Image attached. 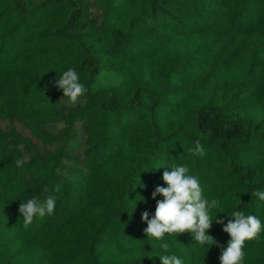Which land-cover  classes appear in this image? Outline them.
<instances>
[{"label": "trees", "instance_id": "obj_1", "mask_svg": "<svg viewBox=\"0 0 264 264\" xmlns=\"http://www.w3.org/2000/svg\"><path fill=\"white\" fill-rule=\"evenodd\" d=\"M69 68L86 88L76 103L55 84ZM173 166L218 201L219 246L144 233ZM256 190L264 0H0V264H220L230 237L215 219L264 225ZM48 195L54 213L25 228L19 204ZM243 250L241 264H264V229Z\"/></svg>", "mask_w": 264, "mask_h": 264}, {"label": "clouds", "instance_id": "obj_2", "mask_svg": "<svg viewBox=\"0 0 264 264\" xmlns=\"http://www.w3.org/2000/svg\"><path fill=\"white\" fill-rule=\"evenodd\" d=\"M55 84L63 90V97H67L72 103H76L86 92L85 85L79 82V75L73 68L59 75ZM190 151L199 155L204 153L199 141L195 142V148ZM27 159L28 157L25 156L23 160H16V166L22 167ZM188 172L186 166L166 168L162 179L167 186L157 185L151 193L153 200H156L158 195L163 199L156 200L155 212L151 219H149V211L145 210L141 214L142 221L147 223L143 231L148 238L156 240H163L165 234L179 235L189 232L194 241L202 246L208 245V249L213 245L219 246L215 238L208 234L213 224L210 210L218 206V201L213 199L209 202L204 197L199 179L194 175H188ZM59 190L60 186L57 185L55 191L59 192ZM252 195L264 201V191L256 190ZM55 207L56 197L48 195L43 202L37 197L21 202L18 211L20 216H23L24 227L27 228L34 217L51 216ZM230 217L234 219H229L226 224L223 219L217 217L215 219L217 224L224 225L222 230L230 237L227 246L222 247L219 260L220 264H241L245 256L243 250L245 242L256 239L264 229V225L255 215H246L241 210L233 211ZM160 247L167 252L169 245L161 243ZM159 259L161 264H183L176 255H161Z\"/></svg>", "mask_w": 264, "mask_h": 264}]
</instances>
